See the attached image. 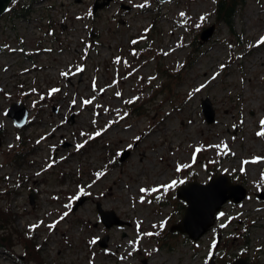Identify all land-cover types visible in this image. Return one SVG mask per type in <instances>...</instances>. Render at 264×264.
<instances>
[{
  "label": "rangeland",
  "instance_id": "374dc122",
  "mask_svg": "<svg viewBox=\"0 0 264 264\" xmlns=\"http://www.w3.org/2000/svg\"><path fill=\"white\" fill-rule=\"evenodd\" d=\"M216 1L112 0L93 13L94 0H38L22 19L0 16V207L47 264H264V162H253L264 158V0H246L231 30ZM19 101L23 128L5 113ZM18 151L25 160L9 164ZM219 174L244 199L226 201L198 240L171 231L177 187ZM97 203L122 223L106 228ZM26 262L16 239L0 247V264Z\"/></svg>",
  "mask_w": 264,
  "mask_h": 264
},
{
  "label": "water",
  "instance_id": "95a60500",
  "mask_svg": "<svg viewBox=\"0 0 264 264\" xmlns=\"http://www.w3.org/2000/svg\"><path fill=\"white\" fill-rule=\"evenodd\" d=\"M12 0H0V16L6 11ZM112 0H94L93 13L110 4ZM165 2L168 0H159ZM127 8V7H126ZM215 29V24H211L200 33L201 41L211 37ZM202 113L207 123H212L215 111L208 98L201 100ZM6 115L11 118L18 128H23L27 124L28 109L23 102H12L6 109ZM128 151H123L120 159H123ZM246 189L236 183H232L227 175L219 174L211 177L206 183L190 181L187 184L180 185L176 189V196L185 203L182 217L170 227L171 231L185 233L192 240H198L204 235L215 221V214L221 206L228 200L239 203L244 199ZM264 197V194L260 195ZM85 196H80L72 205L71 209L76 210L85 200ZM32 202V196H29ZM97 212L101 222L106 228L115 224H121L122 221L117 218L112 210H104L100 204L96 205ZM219 238V237H218ZM108 236L104 235L96 239L100 247H106ZM23 258V257H21ZM209 264H214L211 257ZM231 264H255L243 256H238L231 261Z\"/></svg>",
  "mask_w": 264,
  "mask_h": 264
},
{
  "label": "trees",
  "instance_id": "16d2710c",
  "mask_svg": "<svg viewBox=\"0 0 264 264\" xmlns=\"http://www.w3.org/2000/svg\"><path fill=\"white\" fill-rule=\"evenodd\" d=\"M37 1L38 0H12L4 13L6 17L8 16L9 20L22 19L30 14L33 10V5ZM245 1L246 0H217L214 7L216 22L224 24L231 30L233 28L235 14L239 7L245 4ZM154 22L155 19H153L151 27L154 25ZM134 41L135 40L132 38L131 44H136L133 43ZM17 140L20 144L26 146L28 138L20 136ZM26 155L27 153H22L21 151L14 153L11 155L9 164L18 165L20 160H25ZM181 208H184V203H182ZM15 217L16 214L11 211L9 207H0V247L12 252L15 247L16 239L22 244L26 260L33 261V264H47L41 257L40 248L34 243L32 237L22 235V233L14 227L13 223Z\"/></svg>",
  "mask_w": 264,
  "mask_h": 264
},
{
  "label": "snow or ice",
  "instance_id": "6c2138e0",
  "mask_svg": "<svg viewBox=\"0 0 264 264\" xmlns=\"http://www.w3.org/2000/svg\"><path fill=\"white\" fill-rule=\"evenodd\" d=\"M89 14H91V12H89ZM181 15H183V13H182ZM204 19H205V17H201V20H202V21H203ZM133 43H135V41H134ZM257 43H258V45H260V44H264V37H261L260 40H259ZM116 62L119 63V58H117V61H116ZM221 67H223V65H222ZM79 70H82V69H78V71H79ZM61 75H65V76H66V75H68V73H61ZM58 91H59V89H52V90H51L52 93H55V92H58ZM196 91H199V89H197ZM50 94H51V93H50ZM117 95H120V94L117 93ZM91 102H92L91 100H85V101H83V103H84L85 105H86V104H90ZM72 103H73V104L76 103L75 99L73 100ZM260 124H261V131L258 132L257 135H258V136H264V120H261V121H260ZM96 135L99 136L100 133L97 132ZM137 139H139V137H137ZM82 147H84L83 144H79V145H77V148H82ZM224 148L226 149V148H227V145H224ZM197 151H199V149H197ZM261 159H264V158H256V160H254L253 162H258V161L261 160ZM245 163H247V162H245ZM49 166H51V165H49ZM185 167H187V166H185ZM177 171H180V168H179V167L177 168ZM242 171H243V169H242ZM97 175H98V177H99L100 175H103V173H98ZM262 179H264V175H262ZM179 183H183V181H180ZM176 184H177V181L173 180L169 185H165V186H161V187H163V188L165 189V191H167V189L174 187ZM158 190H159V189L154 188V189H152L151 191L155 192V191H158ZM145 191H148V190H147V189H141V192H145ZM67 214H68V213H64V216H66ZM61 219H63V217H61ZM31 227H32V228H35V227H37V225H33V226H31ZM49 227H50V228H51V227H55V224L50 225ZM160 227L163 228V224H162ZM146 235H153V234H152V233H146ZM157 235H158V233H157Z\"/></svg>",
  "mask_w": 264,
  "mask_h": 264
},
{
  "label": "bare ground",
  "instance_id": "6f19581e",
  "mask_svg": "<svg viewBox=\"0 0 264 264\" xmlns=\"http://www.w3.org/2000/svg\"><path fill=\"white\" fill-rule=\"evenodd\" d=\"M259 157V156H258ZM258 162H264V160L263 159H261V160H259ZM258 162H254V163H258Z\"/></svg>",
  "mask_w": 264,
  "mask_h": 264
}]
</instances>
